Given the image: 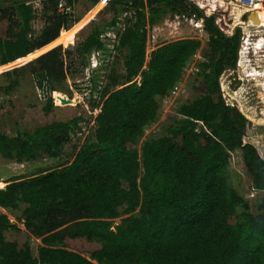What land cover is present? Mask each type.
<instances>
[{"label":"trees","instance_id":"16d2710c","mask_svg":"<svg viewBox=\"0 0 264 264\" xmlns=\"http://www.w3.org/2000/svg\"><path fill=\"white\" fill-rule=\"evenodd\" d=\"M78 1L63 0L61 9V0H0V22H8L6 35L0 37V65L65 42L66 30L82 22L73 12ZM99 1L92 0L94 5ZM191 1L210 19L185 0H139L136 6L124 7L134 8V14L126 17L115 44L126 51L123 81L114 89L111 82L103 85L99 98L93 93L91 110L99 112L92 136L62 168L12 176L6 186L0 177V207L42 239L37 255L29 242L20 247L9 240L6 232L21 228L1 212L0 264H264V197L253 213L227 173L235 153L252 176L254 189L264 191V135L255 134L258 122L222 85L225 74L237 66L241 42L226 36L232 18L224 2ZM36 3L44 21L41 31L33 24ZM100 14L74 47L82 58L90 59L97 50L110 52L100 36L118 22ZM179 14L203 19L211 36L200 63L202 92L181 104L180 118L172 119L167 135L147 140L140 148L147 128L159 117V97L175 93L190 59L201 49V40L182 38L164 42L146 60L147 26ZM70 54L56 46L4 72L10 80L0 91L13 92L27 70L44 72L51 89L63 91ZM98 77L94 72L93 87ZM48 102L52 105L51 97ZM84 121L78 116L33 130L18 126L14 134L0 129V155L19 162L59 157ZM70 239L99 246L88 257L69 249Z\"/></svg>","mask_w":264,"mask_h":264},{"label":"rangeland","instance_id":"374dc122","mask_svg":"<svg viewBox=\"0 0 264 264\" xmlns=\"http://www.w3.org/2000/svg\"><path fill=\"white\" fill-rule=\"evenodd\" d=\"M105 1L103 6L107 3ZM100 2L101 0L98 3ZM97 4L94 5L92 0H79L76 2L73 12L83 22L79 26L74 25L66 30V42L57 43L51 47L62 46L64 51L72 52V54L66 57L68 77L63 91L51 89L49 79L44 72L31 73L29 70L22 72L21 83L13 92L5 94L0 91V103L2 106L0 111V129L9 134H14L18 126L33 130L38 126L53 121H68L78 116L86 118V121L82 122L81 132L74 135L72 141L65 145L59 157L42 155L33 161L25 160L19 162L17 160L6 159L0 155V177L5 186L7 185L6 181L12 176L30 177L42 171L59 169L70 164L76 152L85 143V140L89 136H92L94 118L99 112L98 108L92 111L90 105L93 93L96 91V87H93V82L91 81L93 73L97 72L102 85L111 82L113 84L112 89L119 87V83L123 81L121 75L124 73L126 51L117 50L116 48L111 49L113 48V44H115L113 40V38L115 39L114 33H109V36L103 37L110 47V52H107L106 55L103 54L104 52H98L99 50H97L90 55V59H86L78 56L73 51L74 47L90 33L93 24L92 20L96 21L99 18L98 13L103 6L98 7ZM223 6L229 11L232 18L230 19L231 23H237L245 13L244 6L228 5L226 3ZM35 8L36 18L33 24L38 31H41L44 21L42 19L40 4L36 3ZM133 14L134 8L124 9L122 6L119 7L118 16L115 17L118 22L117 24L123 25L126 17L131 18ZM100 15L106 21L111 20L110 17ZM262 15H264V12ZM256 19L258 21L256 24L264 22V16L263 19L262 17ZM101 25L100 28L103 29V22ZM147 27L148 48L150 50L167 41L191 37L201 40L202 45L199 52L190 59L185 73L176 87L175 93L168 97H159V117L147 128L140 148L147 140L167 135V128L172 119L180 118L179 108L181 104L190 102L200 95L202 92L201 88L203 87L201 83L200 63L205 59L203 53L209 47V35L204 29V21L202 19L195 18L193 20L189 16H181L180 14L178 16L170 15L159 24L152 27L148 25ZM7 28L8 22L6 20L0 22V37L6 35ZM247 31L246 38L250 41L252 40V45L247 44L248 49L244 52V55L250 58L251 55L254 56L251 52L252 46H255L254 42H256L257 38L264 37V25L260 27L258 25H248ZM49 49L38 52L36 56L26 60L23 57L19 58L16 63L6 67L0 65V85H7L10 80L4 72L25 65ZM241 58L243 59V57ZM86 60L88 61L87 66H85ZM244 62L242 63L243 71L238 73L228 71L222 79V85L228 95L239 103L242 111L258 122L255 134L262 136L264 135V75L261 76V79H256V71L253 68L252 60ZM104 64L107 65L106 69L103 67ZM96 67L98 68L97 71L94 69ZM116 77H118V81L114 83ZM140 77L138 76L137 80H140ZM49 97L52 98V105L48 102ZM247 141H252V137H247ZM227 173L231 186L239 191L243 199L249 204L250 210L253 213H257V204L264 197V191L254 189L252 176L243 162L236 157L235 153H232ZM1 212L8 213L10 218L18 222L21 228L20 230H8L6 237L9 240L18 242L20 247L29 242L33 253L37 255L38 248L42 245V239L33 236L22 223L15 219L14 213H10L0 207ZM114 222L115 224H119L121 218L115 219ZM67 245L69 249L78 251L88 257L99 246L98 243L89 242L86 239H70Z\"/></svg>","mask_w":264,"mask_h":264},{"label":"flooded vegetation","instance_id":"af4514ba","mask_svg":"<svg viewBox=\"0 0 264 264\" xmlns=\"http://www.w3.org/2000/svg\"><path fill=\"white\" fill-rule=\"evenodd\" d=\"M124 1H127V0H124ZM128 1H130V4L128 6H136V5L139 4V0H128ZM119 7H121V6H119ZM122 7H126V6H122ZM100 13H101V11H100ZM102 15H104V14H102ZM116 16H118V14ZM116 16H114L111 20H113ZM248 17L249 16L246 17L247 19H244L243 17H241L240 20L237 23H231V26H230L231 29H230L229 37L233 38V37L237 36L238 40L241 42L240 46L242 45L244 39L246 38L245 37L243 39L242 36H243L244 33H247V26H248V20H249ZM246 22H247V24H246ZM124 26H125L124 23H123V25L121 27H120V24H117V26L116 25L111 26V27H114L113 33H114L115 39L113 38V40H114L115 44L117 43L118 38H119V33H121L123 31ZM208 35H209V39H208V42H209L210 39H211V36H210V33H208ZM100 37H101L102 41L106 43L108 48H110L109 45H108V42H106V40L102 36H100ZM115 44L113 45V48H111V49L115 48ZM263 53H264V49H263ZM244 61H246V59L245 60H244V58L242 59L240 57V55L238 54L237 66L234 69L235 73L243 71V68H242L243 64L242 63H245ZM252 62H253L252 63L253 68H255V70H257L255 78L256 79H261V76L264 75V58H263V60H252ZM253 74L255 75V73H253Z\"/></svg>","mask_w":264,"mask_h":264},{"label":"built area","instance_id":"2783aa9c","mask_svg":"<svg viewBox=\"0 0 264 264\" xmlns=\"http://www.w3.org/2000/svg\"><path fill=\"white\" fill-rule=\"evenodd\" d=\"M214 1H221L224 3H228V4H238L240 6H244L246 10H251V11L252 10H259L260 9L259 7H261L262 3H263V0H214ZM60 7H61V9L64 8L63 0H61ZM192 19L194 20V17ZM120 25H122V24H120ZM113 30H114V27H111L106 32H104L101 36L102 37H104L106 35L109 36L110 35L109 33H113ZM247 44L252 45V40L250 41L247 38L244 39V41L240 47V50H239L240 57H243L246 60H263V58H264V55H263L264 54L263 53L264 37L256 39V42H254L255 46H252V48H251V52L254 54V56H252L251 53H249L251 55L250 58L245 57V55H244L245 54L244 52L248 49ZM98 52H101V50H99ZM95 66H97V64H95ZM94 69H96V71H97L98 68L96 67ZM93 71H95V70H93ZM255 71H257V70H255ZM102 87H103L102 82L99 80L98 85H96V91L94 92V97L99 98V93H100Z\"/></svg>","mask_w":264,"mask_h":264},{"label":"water","instance_id":"95a60500","mask_svg":"<svg viewBox=\"0 0 264 264\" xmlns=\"http://www.w3.org/2000/svg\"><path fill=\"white\" fill-rule=\"evenodd\" d=\"M107 3L103 8H101V13L104 14L107 17H110L111 19L116 16L119 12V6H128L130 4V1H124V0H106ZM188 4L191 6H194L203 16V18L209 20L210 16H207V14L204 12V10L199 6L193 3L191 0H185ZM257 11H252L251 14H249V19L253 21V23H257V19L259 18L257 16ZM213 17H215V14H212Z\"/></svg>","mask_w":264,"mask_h":264},{"label":"crops","instance_id":"0c3cea01","mask_svg":"<svg viewBox=\"0 0 264 264\" xmlns=\"http://www.w3.org/2000/svg\"><path fill=\"white\" fill-rule=\"evenodd\" d=\"M224 4H225V3H224ZM226 4H228V3H226ZM228 5H238V4H228ZM97 6H98V5H97ZM98 7H99V6H98ZM259 8H260V9L258 10V14H257V15H258V17H260V18L262 17V19H263V16H264V15H262V13L264 12V0H263V3H262V6L259 7ZM252 11H257V10H252ZM252 11H251V10H246V9H245V13H244V14H245L246 17H247V16H249L248 14H249V13L251 14ZM261 11H262V13H261ZM259 15H260V16H259ZM248 18H249V17H248ZM246 19H247V18H246ZM202 20H203V19H202ZM82 22H83V20H82ZM82 22H81V23H82ZM81 23H80V24H81ZM251 24L254 25L255 23H253V21L249 19V20H248V25H251ZM255 25H258V26L260 27V26H263V25H264V22H260V24H255ZM78 26H79V25H78ZM247 32H248V31H247ZM66 35H67V34H66ZM229 35H230V33H229L228 35H226V36L229 37ZM191 38H192V37H191ZM193 38H194V37H193ZM197 39H198V38H197ZM65 42H66V39H65ZM160 45H161V44H160ZM160 45H157L156 47H153V49H151V50L148 48V45H147V54H148L147 59H146L147 61L150 59L149 55H150V53L152 52V50L156 49V48L159 47ZM198 52H199V51H198Z\"/></svg>","mask_w":264,"mask_h":264},{"label":"bare ground","instance_id":"6f19581e","mask_svg":"<svg viewBox=\"0 0 264 264\" xmlns=\"http://www.w3.org/2000/svg\"><path fill=\"white\" fill-rule=\"evenodd\" d=\"M104 1H105V0H103V4H102V6L104 5ZM105 3H106V1H105ZM102 6H101V7H102ZM102 8H103V7H102ZM257 13H258V12H257ZM257 16H258V15H257Z\"/></svg>","mask_w":264,"mask_h":264}]
</instances>
